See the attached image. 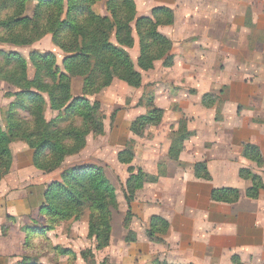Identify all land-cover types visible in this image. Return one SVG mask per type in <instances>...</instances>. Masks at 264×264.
<instances>
[{"label": "trees", "instance_id": "16d2710c", "mask_svg": "<svg viewBox=\"0 0 264 264\" xmlns=\"http://www.w3.org/2000/svg\"><path fill=\"white\" fill-rule=\"evenodd\" d=\"M28 1L31 0H0V43L30 46L45 35L52 34L54 43L68 57L64 59L61 68L54 54L31 53L35 77L30 81L26 73L25 58L17 52L0 51V60L3 61L0 80L22 90L16 94L13 111L9 114L8 128L4 130L0 124V183L11 169L10 145L19 138L26 139L35 150V166L52 172L60 169L67 157L80 153L86 147V136L89 132H103L100 103H92L80 97L73 98L71 82L76 76L84 77L86 92L110 87L115 79L130 87L140 88L142 75L129 53L136 43L134 32L137 34L140 48L137 60L139 67L151 70L159 60H163L165 66L173 64L172 42L159 30L160 25L168 26L174 23V12L168 7L153 9L151 17H137L135 0H107L106 15L99 14L94 9L102 0H32L36 1L37 5L34 17L31 18L25 15ZM9 9H13V12L7 15ZM43 94H47L52 110L64 111L65 114L59 118L62 119L61 123L68 117H78L82 120L81 127L70 124L60 129L55 126V122H47L45 110L48 102ZM27 102L30 103L28 109L34 118L32 130L27 129V123H16L13 117L15 109L24 108ZM160 112L154 110L150 116L140 117L135 124L143 129L146 125L159 121L162 117L156 114ZM182 131L185 135L174 140L170 148V159L173 161H179L184 143L191 135L186 125ZM125 152L119 154L123 163L131 161L124 159ZM242 155L258 166L263 165L262 155L254 145L245 144ZM195 170L198 178L210 181L211 176L206 164H197ZM240 176L252 182L247 196L251 199L258 198L260 192L264 191L262 179L247 169H242ZM61 178L60 182L51 184L44 194V213L56 221H65L79 217L83 208H89L92 212L89 236L94 238L98 249L107 247L111 242L112 233L110 206H115L116 197L115 189L103 169L96 165L73 167L63 171ZM157 182L158 176L139 172L132 177L129 186L132 190H139L145 184ZM240 197L241 193L234 188L212 191V199L216 202L232 204ZM127 202L130 206L129 198ZM130 212L131 210H128L125 225L130 223ZM31 229L36 234L47 235L52 227ZM168 231L169 223L154 216L146 235L153 243L165 244L164 235ZM136 239V234L132 231L126 237L127 242H136ZM61 253L76 258L69 249H62ZM28 261L23 258L19 264H31ZM152 264L168 263L157 261Z\"/></svg>", "mask_w": 264, "mask_h": 264}, {"label": "rangeland", "instance_id": "374dc122", "mask_svg": "<svg viewBox=\"0 0 264 264\" xmlns=\"http://www.w3.org/2000/svg\"><path fill=\"white\" fill-rule=\"evenodd\" d=\"M106 1L102 0L95 6L94 9L97 13L106 15ZM207 1L217 0H135L137 17H151L152 10L157 7H168L173 10L174 23L168 26H159L160 32L172 42L173 64L165 66L164 61L159 60L154 63V68L151 70L139 67L137 60L140 55V48L137 34L134 32L133 36L136 43L134 48L129 50V53L136 64L138 72L142 75L143 82L140 88L130 87L126 83L115 79L110 87L99 89V91L86 92L84 88L85 78L74 77L71 82L72 97L85 98L92 103H100V115L104 130L102 133L89 132L86 136V147L80 153L67 157L60 169L46 172L37 168L34 164L35 150L26 139L19 138L11 143L12 165L2 181L11 173L14 163H16L14 174L16 178L19 176L17 179L20 187H23L21 184L27 178H32L36 182L37 172L43 173L42 176H38L41 180L48 181L46 190L44 186H36V197L22 200L28 208L29 204L32 205V208L36 204H42L40 203L41 196L38 197L39 192L45 190V194L51 184L61 181L63 171L73 167L85 165L101 167L115 189V206H110L112 213L111 242L107 247L101 249L97 248L94 238L89 236L90 214L92 213L89 208H83L79 217L56 221L44 213L43 207L46 206V201L43 198L39 220L33 221V224L36 227H52V230L47 232V235H39L31 229L28 236L30 240L26 242L21 257L29 260L28 263L134 264L138 241H136L137 243L127 242L126 237L129 232L132 231L136 234L137 231L142 229L141 220L138 223L132 211L133 207L136 211L135 207L139 199L138 193L147 184L139 190L135 188L132 190L129 186L132 177L139 172H144L148 175L158 176L159 181L167 173L169 160L173 161V159H170L169 154L173 141L181 139L185 135L182 131L183 127L186 125L189 130V124H191L190 127L198 130L205 123V120L214 121L215 114L213 113V116H211V111H217V117H219L224 108V98L229 93L230 87H221L220 84L216 85V83L218 79L228 77L231 73L227 71L226 67H219L217 53L221 51L228 52L231 56L236 50L244 49L243 47L248 45V40L243 38L212 37L213 34L217 33V28L215 21L214 24L210 22L213 17L209 13H205L208 8ZM36 5V1H28L25 15L33 18ZM213 6L209 8L215 12V9H212ZM12 10L9 9L6 12L7 15H10L13 12ZM251 43L252 40L249 39V44L251 45ZM0 51L17 52L22 55L27 62L26 73L30 81L35 77V69L30 59L31 53L54 54L57 58V64L61 68L64 59L68 57L54 43L52 34L45 35L41 40L30 46H13L0 43ZM2 65L3 61L0 60V67ZM0 82L2 85L0 89L7 99L0 108V124L2 129L6 130L10 122L9 114L13 111L12 106L16 101V94L22 90L9 82L2 80ZM43 95L48 102L45 110L47 122H55V126L60 129H64L70 124L81 127L82 120L78 117H68L67 120L61 123L62 119L59 118L65 114L64 111L52 110L47 94ZM6 104L8 105L5 106ZM29 105L30 103L27 102L24 108H16L13 117L16 123H24L25 125L27 123V129L32 130L34 118L28 109ZM154 110L161 111L160 114H156V116L160 115L162 117L159 121L146 125L143 129L135 124L140 117L150 116ZM218 120L222 121V118ZM235 121L238 123L240 119ZM95 128L96 126H94ZM194 138L195 134L191 132L190 137L185 142ZM168 141L170 142V148L166 151L164 146ZM124 151H126V154L123 155L124 159L127 161L131 159L130 162L123 163L119 159V154ZM173 152L174 149H172L171 155H173ZM153 157L161 159L157 163V173L151 174L143 171V164L148 162L151 166ZM166 158L169 160L166 161ZM31 159L36 172L31 170L32 172L26 174V178H20V171L23 174L26 170V167H20L28 165ZM197 164H201V162L193 165V171L195 178L200 179L196 176L195 166ZM249 171L251 172V170ZM127 198L130 199V206ZM128 210H131L130 223L125 225ZM137 223L139 230L137 229ZM33 227L31 225V228ZM167 234L164 235L165 244ZM62 249L73 251L76 258L74 259L72 255H63L61 253Z\"/></svg>", "mask_w": 264, "mask_h": 264}, {"label": "crops", "instance_id": "0c3cea01", "mask_svg": "<svg viewBox=\"0 0 264 264\" xmlns=\"http://www.w3.org/2000/svg\"><path fill=\"white\" fill-rule=\"evenodd\" d=\"M207 3L205 13L213 17L210 22L215 21L217 28L212 37L243 38L248 45L231 56L228 52L217 53L219 67L224 66L231 73L216 83L230 87L223 110L219 117L217 111H211L214 121L205 120L198 130L189 124L195 138L184 143L179 161L166 158V175L138 193L136 211L133 207L132 213L138 223L141 220L142 229L136 232L134 264L156 260L168 264H264V191L256 199L249 198L246 193L252 182L240 176L242 169H248L264 181V0ZM212 5L215 12L209 8ZM6 101L0 89V108ZM245 144L259 149L262 167L243 157ZM169 145L168 141L166 151ZM160 160L153 157L152 165L146 162L142 170L157 173ZM200 162L207 165L210 181L195 178L193 165ZM25 167L20 178L35 171L32 159L20 168ZM15 170L16 163L0 184V264L22 262L23 249L31 225L36 227L33 221L39 220L48 184L38 177L43 173L37 172L36 182L27 178L20 187ZM36 186L45 187L38 194L42 204L34 208L29 204L28 208L22 200L36 197ZM222 188L239 190L240 199L232 204L214 201L212 191ZM154 216L169 223L166 244L152 243L146 235Z\"/></svg>", "mask_w": 264, "mask_h": 264}]
</instances>
